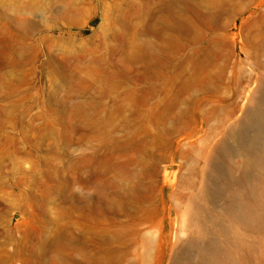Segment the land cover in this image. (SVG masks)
<instances>
[{
	"label": "rangeland",
	"instance_id": "rangeland-1",
	"mask_svg": "<svg viewBox=\"0 0 264 264\" xmlns=\"http://www.w3.org/2000/svg\"><path fill=\"white\" fill-rule=\"evenodd\" d=\"M263 85L264 0H0V264H264Z\"/></svg>",
	"mask_w": 264,
	"mask_h": 264
},
{
	"label": "bare ground",
	"instance_id": "bare-ground-1",
	"mask_svg": "<svg viewBox=\"0 0 264 264\" xmlns=\"http://www.w3.org/2000/svg\"><path fill=\"white\" fill-rule=\"evenodd\" d=\"M162 33L163 31H160L161 36ZM170 41L171 37H168V42ZM259 93L261 94L255 100L253 107L244 114L243 119L237 125L235 124L236 126L234 125L229 133V137L239 138L246 143L248 151L256 155V163L264 170V85ZM248 126L255 128L253 136L245 134V129ZM251 128L250 131H253L254 128L252 130ZM229 148L228 143L225 141L219 149V154L229 151ZM250 194L249 200H240L237 206L230 211L233 220L243 225H252L264 215L263 177L251 187ZM202 211L203 207L198 206L195 214V219L198 222H201L203 219ZM188 243L190 246L196 248V260L194 264H240V259L233 254L230 248L216 240L202 243L191 240ZM191 261V255L187 253V250L182 249L174 257L173 264H188Z\"/></svg>",
	"mask_w": 264,
	"mask_h": 264
}]
</instances>
